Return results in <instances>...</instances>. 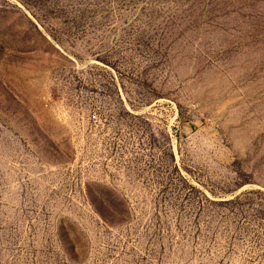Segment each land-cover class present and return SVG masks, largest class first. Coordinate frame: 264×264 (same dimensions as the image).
<instances>
[{"label":"rangeland","instance_id":"obj_1","mask_svg":"<svg viewBox=\"0 0 264 264\" xmlns=\"http://www.w3.org/2000/svg\"><path fill=\"white\" fill-rule=\"evenodd\" d=\"M0 264H264V0H0Z\"/></svg>","mask_w":264,"mask_h":264}]
</instances>
